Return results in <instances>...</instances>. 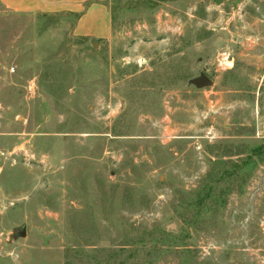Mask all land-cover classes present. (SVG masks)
Returning <instances> with one entry per match:
<instances>
[{
    "label": "rangeland",
    "instance_id": "1",
    "mask_svg": "<svg viewBox=\"0 0 264 264\" xmlns=\"http://www.w3.org/2000/svg\"><path fill=\"white\" fill-rule=\"evenodd\" d=\"M109 6L88 40L0 4V264H264V0Z\"/></svg>",
    "mask_w": 264,
    "mask_h": 264
},
{
    "label": "crops",
    "instance_id": "2",
    "mask_svg": "<svg viewBox=\"0 0 264 264\" xmlns=\"http://www.w3.org/2000/svg\"><path fill=\"white\" fill-rule=\"evenodd\" d=\"M0 4L6 12L15 14H69L74 17V35L88 40L112 37L109 0H0Z\"/></svg>",
    "mask_w": 264,
    "mask_h": 264
},
{
    "label": "trees",
    "instance_id": "3",
    "mask_svg": "<svg viewBox=\"0 0 264 264\" xmlns=\"http://www.w3.org/2000/svg\"><path fill=\"white\" fill-rule=\"evenodd\" d=\"M263 151L264 146L262 145L254 147L251 150L250 156L258 157ZM165 235L166 233L163 231L156 234L152 231L143 232L140 236H137L136 239L134 238L130 242L106 249L107 255L104 257L105 261H98L99 259L95 258V262L94 259H90L88 262L83 261L80 264H148L149 262L147 260L150 258L148 250L150 248L159 250V247H163L165 245L163 243ZM159 240L163 242H160ZM158 242H160V244H158ZM157 245L160 246L157 248ZM66 264L72 263L67 261Z\"/></svg>",
    "mask_w": 264,
    "mask_h": 264
},
{
    "label": "built area",
    "instance_id": "4",
    "mask_svg": "<svg viewBox=\"0 0 264 264\" xmlns=\"http://www.w3.org/2000/svg\"><path fill=\"white\" fill-rule=\"evenodd\" d=\"M232 60H233V58L230 57V54L223 51L217 57V61H216L217 66L219 68H227V67L229 68L232 66Z\"/></svg>",
    "mask_w": 264,
    "mask_h": 264
},
{
    "label": "water",
    "instance_id": "5",
    "mask_svg": "<svg viewBox=\"0 0 264 264\" xmlns=\"http://www.w3.org/2000/svg\"><path fill=\"white\" fill-rule=\"evenodd\" d=\"M194 84H196L199 87L205 86V85H209L211 83V79L209 76H207L204 73L200 74V77L197 79L193 80ZM262 227L264 228V224L262 225ZM22 235H25V230L24 228H22Z\"/></svg>",
    "mask_w": 264,
    "mask_h": 264
}]
</instances>
